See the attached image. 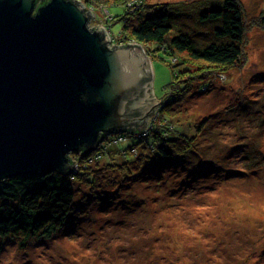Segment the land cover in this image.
I'll use <instances>...</instances> for the list:
<instances>
[{"label":"rangeland","instance_id":"rangeland-1","mask_svg":"<svg viewBox=\"0 0 264 264\" xmlns=\"http://www.w3.org/2000/svg\"><path fill=\"white\" fill-rule=\"evenodd\" d=\"M81 1L89 3L94 12L90 27L102 25L113 34L109 33L110 40L119 37L122 20L118 19L126 0L123 5L111 4L115 0ZM161 1L192 0H147L151 5ZM240 4L246 55L231 67L200 64L185 57L189 73L196 77L190 80H200L197 89L209 87L201 93L196 90L193 96H189L193 89L189 83L184 93L178 87V100L183 101L179 104L189 111L188 122L211 120V137H218L222 146L223 142L235 145L228 146L233 147L232 153L228 150L223 157L228 147H201L193 154L202 159L196 165L180 156L182 170L168 167L157 175L140 176L148 181L136 177L128 182L120 172L110 171L105 175L113 180L102 174V180L95 183L103 185L100 190L98 186L89 189L71 171L69 183L74 184L77 206L89 193L101 191L109 198L102 202L90 197L91 205L84 206L82 216L69 219L68 227L50 238L40 233L27 239L26 245H21V235L0 240V264H264V123L260 126L255 116L239 120L226 112L242 105L256 114L253 105L259 108L264 101V0H240ZM152 48L147 54L152 56L153 89L162 98L173 72L165 53L160 50L153 56ZM186 71L181 73L187 79ZM150 119L149 123L161 128V120ZM202 144L209 146L211 138ZM115 147L117 142L110 140L85 158H80L81 151L72 154L74 172L83 169L88 178L99 167L98 160L119 163L125 150ZM94 178L91 173L90 181Z\"/></svg>","mask_w":264,"mask_h":264},{"label":"water","instance_id":"water-1","mask_svg":"<svg viewBox=\"0 0 264 264\" xmlns=\"http://www.w3.org/2000/svg\"><path fill=\"white\" fill-rule=\"evenodd\" d=\"M93 16L81 0H0V185L74 172L72 154L157 114L152 58L137 42L111 47Z\"/></svg>","mask_w":264,"mask_h":264},{"label":"trees","instance_id":"trees-1","mask_svg":"<svg viewBox=\"0 0 264 264\" xmlns=\"http://www.w3.org/2000/svg\"><path fill=\"white\" fill-rule=\"evenodd\" d=\"M122 1L124 0H115L111 4L119 5L123 3ZM85 5L86 8L90 7L86 1ZM123 7L125 11L118 19L122 20L120 34L118 38L113 36L110 46L126 45L129 43L128 40H133L143 45L146 53L154 46L153 56L160 50L165 53L166 62L173 72V80L166 85V93L162 98L155 96L157 100L161 99L154 117L161 120V128L149 123L146 131L114 132L107 136H100V143L94 150L114 140L117 142L115 148H119L121 152L125 151L120 156L119 163L113 160L109 162L108 159L98 160L99 167L91 171L95 177L93 181H90L91 173L87 178V172L83 169L79 168L78 171L72 173L75 174L74 178H82L86 181L89 189L98 186L96 188L100 190L103 185L95 183L102 180L100 178L102 174L109 180H113L111 176L105 175L110 171L120 172L128 182L136 177L148 181L140 176L152 173L157 175V173H163L168 167L182 170L181 162L184 160L186 163L192 161L193 165H196V162L202 159L193 154H196L201 147L207 150L206 147L212 148L213 144L221 148L235 146L224 142L222 146L218 137L214 135L211 137V120L188 122L189 111L179 104L181 100L179 101L178 98L181 96L178 87L184 93L189 83L193 88L189 96L205 92L202 89L206 90L209 87L208 84L197 89L200 80H190L191 77H196L189 73L190 68L184 63L185 57L200 64L231 67L239 63L246 55L243 50L246 32L240 0H192L189 3L161 1L152 5L147 0H126ZM187 69L186 74H189L186 79L183 78L181 72ZM196 90L197 93H195ZM167 97L170 98L168 101ZM255 105L257 104L253 105V111H258L256 114L242 105L231 107L226 112L238 119L242 116L247 119L255 116L254 121H260V126H262L264 101L259 108ZM215 121L217 120H213V123ZM210 138L209 146L202 144V140ZM126 144L129 146L125 147ZM232 148H226L222 156L227 157L228 150L232 153ZM87 153L88 150L82 149L80 158H85ZM219 154L218 151L215 157L217 158ZM180 156L183 158L182 161H180L181 158L178 160ZM248 157L257 161L256 156L249 155ZM229 162L231 161L224 163ZM158 167L162 168L157 169ZM69 174L71 172L51 170L42 175L29 174L6 179L0 185V240L21 235L24 241L21 245H26L27 239L40 233L50 238L53 233L68 227L69 219L82 216L80 213L84 212V206L91 205L89 204L90 197L100 199L102 202L109 198L105 192L89 193L82 199L81 205L77 206L74 203V184L69 183V179L72 178ZM181 187L183 185L178 188Z\"/></svg>","mask_w":264,"mask_h":264},{"label":"bare ground","instance_id":"bare-ground-1","mask_svg":"<svg viewBox=\"0 0 264 264\" xmlns=\"http://www.w3.org/2000/svg\"><path fill=\"white\" fill-rule=\"evenodd\" d=\"M255 212V210L253 209V213ZM250 213V210L245 211L244 214Z\"/></svg>","mask_w":264,"mask_h":264},{"label":"built area","instance_id":"built-area-1","mask_svg":"<svg viewBox=\"0 0 264 264\" xmlns=\"http://www.w3.org/2000/svg\"><path fill=\"white\" fill-rule=\"evenodd\" d=\"M128 41H130V40H128ZM130 42H132V41H130ZM119 44H121V42H119Z\"/></svg>","mask_w":264,"mask_h":264},{"label":"clouds","instance_id":"clouds-1","mask_svg":"<svg viewBox=\"0 0 264 264\" xmlns=\"http://www.w3.org/2000/svg\"><path fill=\"white\" fill-rule=\"evenodd\" d=\"M130 41H133V40H130Z\"/></svg>","mask_w":264,"mask_h":264}]
</instances>
